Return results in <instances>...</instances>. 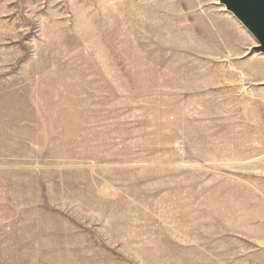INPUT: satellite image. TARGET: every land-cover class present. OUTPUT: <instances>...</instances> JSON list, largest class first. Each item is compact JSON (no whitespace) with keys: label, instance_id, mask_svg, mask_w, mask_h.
I'll use <instances>...</instances> for the list:
<instances>
[{"label":"rangeland","instance_id":"obj_1","mask_svg":"<svg viewBox=\"0 0 264 264\" xmlns=\"http://www.w3.org/2000/svg\"><path fill=\"white\" fill-rule=\"evenodd\" d=\"M224 7L0 0V264H264V53Z\"/></svg>","mask_w":264,"mask_h":264},{"label":"water","instance_id":"obj_2","mask_svg":"<svg viewBox=\"0 0 264 264\" xmlns=\"http://www.w3.org/2000/svg\"><path fill=\"white\" fill-rule=\"evenodd\" d=\"M258 40L264 53V0H219Z\"/></svg>","mask_w":264,"mask_h":264},{"label":"bare ground","instance_id":"obj_3","mask_svg":"<svg viewBox=\"0 0 264 264\" xmlns=\"http://www.w3.org/2000/svg\"><path fill=\"white\" fill-rule=\"evenodd\" d=\"M102 7H103V6H102ZM224 8H225V7H224ZM106 11H107V10H106ZM104 16H106V15L104 14ZM115 19H116V18H115ZM103 20H104V19H103ZM122 22H123V21H121V23H122ZM118 23H120V22H118ZM140 23H141V22H140ZM144 23H146V22H144ZM123 24H124V23H123ZM141 24H142V23H141ZM118 25H119V24H118ZM145 25H146V24H145ZM143 26H144V25H143ZM156 26H157V25H155V27H156ZM141 27H142V26H141ZM144 27H145V26H144ZM148 27H149V25H148ZM148 27H145V28H148ZM150 27H151V25H150ZM150 27H149V28H150ZM153 28H154V27H153ZM164 28H165V27H164ZM118 29H119V28H118ZM105 30H106V29H105ZM108 30H109V29H108ZM146 30H148V29H146ZM149 30H150V29H149ZM153 30H154V29H153ZM113 31H114V30H113ZM150 31H151V30H150ZM158 31H159V30H158ZM161 31H162V29H161ZM142 32H143V31H142ZM146 32H147V31H146ZM146 32H145V33H146ZM143 33H144V32H143ZM118 34H119V33H118ZM148 34H149V33H148ZM160 34H161V33H160ZM151 36H152V33H151ZM158 36H159V35H158ZM68 38H69V37H68ZM74 39H75V38H74ZM64 40H65V39H64ZM83 41H84V40H83ZM100 41H101V40H100ZM125 41H126V40H125ZM133 41H134V39H133ZM88 42H89V41H88ZM135 43H137V42H135ZM143 43H144V42H143ZM77 44H78V43H77ZM111 44H112V43H111ZM138 44H140V43H138ZM89 45H90V44H89ZM93 45H94V44H93ZM133 45H134V44H133ZM141 45H142V44H141ZM147 45H148V44H147ZM131 46H132V45H131ZM64 47H65V46H64ZM93 47H94V46H93ZM119 47H120V46H119ZM136 47H137V46H136ZM143 47H144V49H145V46H142L141 49L138 47V49H139V50H142ZM74 48H75V47H74ZM147 48H148V47H147ZM147 48H146V49H147ZM125 49H126V48H125ZM144 49H143V50H144ZM65 50H66V49H65ZM121 51H123V50H121ZM129 51H130V50H129ZM144 51H146V50H144ZM98 52H99V51H98ZM140 52H141V51H140ZM131 53H132V52H131ZM146 53H147V51H146ZM126 54H127V53H125V55H126ZM125 55L123 54L124 57H126ZM150 55H151V54H150ZM150 55H149V57H150ZM154 55H155V54H154ZM147 56H148V55H147ZM51 57H52V56H51ZM129 57H130V56H129ZM149 57H148V59H149ZM120 58H122V56H121ZM130 58H131V62H132L134 65H136V66L140 65L141 60H140L139 57H137V56H132V57H130ZM145 58H146V56L144 57V59H145ZM122 59H123V58H122ZM122 59H121V60H122ZM146 59H147V58H146ZM151 59H152V58H151ZM124 60H125V58H124ZM126 60H127V59H126ZM149 60H150V59H149ZM149 60H148V61H149ZM127 61H128V60H127ZM122 62H124V61H122ZM128 62H129V61H128ZM54 64H55V63H54ZM124 64H127V62H125ZM141 65H142V63H141ZM61 66H62V65H61ZM144 66L146 67V65H144ZM144 66H143V68H144ZM148 66H149V65H148ZM48 67H49V66H48ZM36 68H37V67H36ZM143 68H141V70H142ZM143 70H144V69H143ZM57 71H58V70H57ZM174 71H178L177 68H176V70H175V68H174ZM145 72H146V71H145ZM151 72H152V71H151ZM178 72H179V71H178ZM128 73H129V72H128ZM149 74H152V73H149ZM149 74H148V75H149ZM178 74H179V73H178ZM178 74H177V75H178ZM106 75H107V74H106ZM133 75H134V74H133ZM174 75H176V74H174ZM138 76H139V75H138ZM27 81H28V80H27ZM50 83H51V82H50ZM17 85H18V84H17ZM10 87H11V86H10ZM142 89H143V88H142ZM23 90H24V89H23ZM6 91H7V90H6ZM25 92H26V90H25ZM10 93H11V92H10ZM3 94H4V93H3ZM15 94L17 95V93H14V95H15ZM1 95H2V94H1ZM12 95H13V93H12ZM16 95H15V96H16ZM11 97H12V96H11ZM13 97H14V96H13ZM57 97H58V96H57ZM1 98H3V97H1ZM5 98H6V99H5ZM7 98H8V96H7V97H4V100H6V102H5L6 104H7V101H8ZM10 99L12 100V98H10ZM15 99H16V97H15ZM12 101H13V100H12ZM0 102H1V101H0ZM2 102H3V99H2ZM2 102H1V103H2ZM1 103H0V106H1ZM8 103H11V104H12V102H10V101H9ZM29 103H30V102H29ZM70 103L73 104V106H75L76 104H79V102H78V103H76V102H75V103L70 102ZM83 103H84V102H83ZM14 104H15V103H14ZM18 104L20 105V103H18ZM71 104H70V105H71ZM2 105H3V103H2ZM70 105H69V106H70ZM6 106L9 107L10 105H5V108H6ZM14 106H15V105H14ZM16 106H17V105H16ZM71 106H72V105H71ZM8 109H9V108H8ZM11 109H12V108H11ZM16 109H17V107H16ZM2 110H3V109H2ZM9 110H10V109H9ZM64 110H66V109H64ZM84 110H87V109H85V107H84ZM4 111H5V109H4ZM12 111H13V110H12ZM14 111H15V110H14ZM67 111H68V110H67ZM32 112H33V111H32ZM67 113H68V112H67ZM67 113L65 112L64 114H67ZM18 114H19V113H18ZM9 115L11 116V114H9ZM21 115H22V114H21ZM21 115H20V116H21ZM18 116H19V115H18ZM20 116H19V117H20ZM29 117H30V113H29ZM29 117H26V120H27V121H28L27 118H29ZM32 117H33V116H32ZM64 117H65V116H64ZM73 117H76V116H73ZM1 118H3V117H1ZM12 118H13V117H12ZM62 118H63V117H62ZM62 118H60V120H61ZM67 118H68V117H67ZM67 118H66V120H68ZM15 119H16V118H15ZM23 119H24V118H23ZM74 119H75V118H74ZM4 120H5V119H4ZM56 120H58V119H56ZM71 120H72V119H71ZM17 121H18V119H17ZM19 121H21V120H19ZM57 122H58V121H57ZM61 122H62V121H61ZM69 122H70V121H69ZM17 123H18V122H17ZM3 124H4V123H3ZM11 124H13V123H11ZM26 125H27V124H26ZM3 127H4V126H3ZM25 128H26V127H25ZM27 128H28V127H27ZM27 128H26V129H27ZM31 129H33V127H32ZM21 130H22V129H21ZM29 130H30V129H29ZM31 132H32V131H31ZM31 132H30L29 134H31ZM35 132H36V131H35ZM51 132H52V131H51ZM46 135H47V134H46ZM22 136H23V135H21V137H22ZM28 136H29V135H28ZM31 136H32V135H31ZM31 136H30V137H31ZM26 137H27V136H26ZM47 138H49V139H51V140H53V141H55V142H58V141H60V142H62V143H63V142H69V140H66V139H64V138L57 137V136H55V135H52L51 133H48ZM19 139L23 140V138H20V136H19ZM19 139H18V140H19ZM28 139H29V138H28ZM32 139H33V138H31V140H32ZM47 141H48V140H47ZM23 142H24V141H23ZM23 142H22V143H23ZM20 143H21V141H20ZM53 143H54V142H53ZM24 149H26V148H24ZM48 151H49V150H48ZM55 152H56V151H55ZM55 152H54V153H55ZM28 153H29V152H28ZM57 153H58V152H57ZM57 153H56V155H57ZM51 154H52V153H51ZM239 154H240V153H239ZM53 155H54V154H53ZM226 155H227V154H226ZM229 157H230V155H229ZM243 157H244V156H243ZM252 157H253V156H252ZM219 158H220V157H219ZM221 158H222V157H221ZM230 158H231V157H230ZM117 160H118V159H117ZM220 160H221V159H220ZM241 160H242V159H241ZM243 166H244V165H243ZM243 166H241V167H243ZM217 168H218V167H217ZM24 176H25V175H24ZM73 179H74V178H73ZM83 181H84V180H83ZM69 182H70V181H69ZM85 182H86V181H85ZM113 183H114V182H113ZM78 187H79V186H78ZM68 188H69V186H68ZM55 191H56V190H55ZM59 192H60V191H59ZM91 192H92V191H91ZM235 192H236V191H235ZM237 192H238V191H237ZM81 194H82V193H81ZM81 194H80V195H81ZM90 196H91V195H89V197H90ZM229 199H230V197H229ZM232 199L235 200L234 195H232ZM88 201H89V200H88ZM229 202H230V201H229ZM109 209H110V208H109ZM101 212H102V211H101ZM112 214H113V213H112ZM116 214H117V213H116ZM116 216H117V215H116ZM216 217H217V216H216ZM116 228H117V227H116ZM119 236H121V235H119ZM127 241H128V240H127ZM144 249H145V248H144ZM59 250H60V249H59ZM148 251H149V250H148ZM143 252H144V251H143ZM34 253H35V252H34ZM148 253H149V252H148ZM184 253H185V252H184ZM36 255H37V254H36ZM37 257H38V256H37ZM162 257H163V256H162ZM147 258H148V257H147ZM147 258H146V259H147ZM150 258H151V257H150ZM163 258H164V257H163ZM146 259H145V260H146Z\"/></svg>","mask_w":264,"mask_h":264}]
</instances>
